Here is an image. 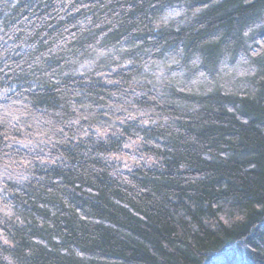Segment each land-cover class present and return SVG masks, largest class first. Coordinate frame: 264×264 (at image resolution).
Returning a JSON list of instances; mask_svg holds the SVG:
<instances>
[{
    "label": "trees",
    "instance_id": "16d2710c",
    "mask_svg": "<svg viewBox=\"0 0 264 264\" xmlns=\"http://www.w3.org/2000/svg\"><path fill=\"white\" fill-rule=\"evenodd\" d=\"M0 264H264V0H0Z\"/></svg>",
    "mask_w": 264,
    "mask_h": 264
},
{
    "label": "rangeland",
    "instance_id": "374dc122",
    "mask_svg": "<svg viewBox=\"0 0 264 264\" xmlns=\"http://www.w3.org/2000/svg\"><path fill=\"white\" fill-rule=\"evenodd\" d=\"M128 152V150H127ZM127 152H124L121 155H118L116 157V160H118V162H120L121 165H123L124 167H128L127 165L131 164V163H135L134 159L132 157H130V155L128 156V154H126ZM131 152V151H130Z\"/></svg>",
    "mask_w": 264,
    "mask_h": 264
}]
</instances>
